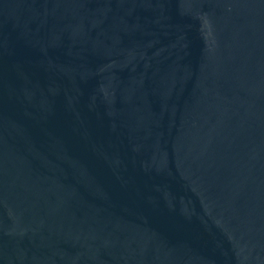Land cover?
Here are the masks:
<instances>
[{"label":"water","instance_id":"obj_1","mask_svg":"<svg viewBox=\"0 0 264 264\" xmlns=\"http://www.w3.org/2000/svg\"><path fill=\"white\" fill-rule=\"evenodd\" d=\"M0 264H264V0H0Z\"/></svg>","mask_w":264,"mask_h":264}]
</instances>
